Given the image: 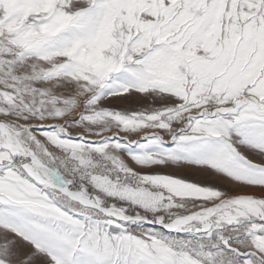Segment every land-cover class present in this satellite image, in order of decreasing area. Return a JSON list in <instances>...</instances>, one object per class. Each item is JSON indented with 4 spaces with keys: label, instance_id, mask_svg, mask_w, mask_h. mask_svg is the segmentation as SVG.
Returning a JSON list of instances; mask_svg holds the SVG:
<instances>
[{
    "label": "snow or ice",
    "instance_id": "1",
    "mask_svg": "<svg viewBox=\"0 0 264 264\" xmlns=\"http://www.w3.org/2000/svg\"><path fill=\"white\" fill-rule=\"evenodd\" d=\"M0 264H264V0H0Z\"/></svg>",
    "mask_w": 264,
    "mask_h": 264
},
{
    "label": "rangeland",
    "instance_id": "2",
    "mask_svg": "<svg viewBox=\"0 0 264 264\" xmlns=\"http://www.w3.org/2000/svg\"><path fill=\"white\" fill-rule=\"evenodd\" d=\"M246 191H251V190H246Z\"/></svg>",
    "mask_w": 264,
    "mask_h": 264
}]
</instances>
